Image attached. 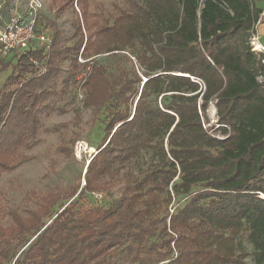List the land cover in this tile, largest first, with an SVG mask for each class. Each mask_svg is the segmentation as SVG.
<instances>
[{
    "label": "trees",
    "instance_id": "16d2710c",
    "mask_svg": "<svg viewBox=\"0 0 264 264\" xmlns=\"http://www.w3.org/2000/svg\"><path fill=\"white\" fill-rule=\"evenodd\" d=\"M75 4L73 45L46 20L49 50L0 56L11 69L0 176L26 161L40 115L82 73V104L94 122L105 109L104 136L83 185L6 209L0 264H264V56L251 44L264 0H119L106 15ZM211 103L216 129L205 127Z\"/></svg>",
    "mask_w": 264,
    "mask_h": 264
},
{
    "label": "rangeland",
    "instance_id": "374dc122",
    "mask_svg": "<svg viewBox=\"0 0 264 264\" xmlns=\"http://www.w3.org/2000/svg\"><path fill=\"white\" fill-rule=\"evenodd\" d=\"M41 1L43 9L39 16L40 24L45 25L46 20L55 22L64 38V45H73L77 39L74 35V23L81 13L75 4L76 0L73 1V9L67 3L68 0ZM26 2L27 0H9L7 5L17 4L22 10ZM118 2L119 0H88L89 12L94 15L102 11L106 15L112 4ZM12 57L11 55L6 61L13 60ZM95 59L107 68L113 66L106 55ZM77 61L83 62L79 57ZM12 64H15V60ZM68 65V62L62 64V73L57 85L59 89ZM40 71L43 72L44 69ZM10 73V68L0 71V88ZM82 77L83 73L77 77L76 80L80 81L76 86L71 85L63 95L50 100L52 108L40 115V128L32 145L29 149L22 150L26 161L0 176V223L4 225L8 223L7 208L32 207L33 201L29 200L32 197L31 193L40 196L51 190H63L74 186L78 181L81 185L84 184L83 176L88 161L95 154L104 136L106 111L102 109L94 122L93 111L82 104L83 91L80 88ZM207 117L209 124L205 127L213 126L216 129L215 108L212 103L208 107ZM217 137L223 138L219 134ZM111 192L114 197L118 194L116 188ZM101 195L98 203H108L109 196L104 193ZM239 241L247 252L251 251L245 237ZM244 264H253L250 256L245 259Z\"/></svg>",
    "mask_w": 264,
    "mask_h": 264
},
{
    "label": "built area",
    "instance_id": "2783aa9c",
    "mask_svg": "<svg viewBox=\"0 0 264 264\" xmlns=\"http://www.w3.org/2000/svg\"><path fill=\"white\" fill-rule=\"evenodd\" d=\"M8 1L0 2V56L21 55L33 44L49 50L50 34L39 26L42 1L27 0L22 10L17 4L7 5ZM251 44L255 53L264 56V42L261 43L256 35L251 39ZM91 196L96 201L102 198L101 193H92Z\"/></svg>",
    "mask_w": 264,
    "mask_h": 264
},
{
    "label": "crops",
    "instance_id": "0c3cea01",
    "mask_svg": "<svg viewBox=\"0 0 264 264\" xmlns=\"http://www.w3.org/2000/svg\"><path fill=\"white\" fill-rule=\"evenodd\" d=\"M256 36L261 43L264 42V16L261 24L257 26Z\"/></svg>",
    "mask_w": 264,
    "mask_h": 264
},
{
    "label": "bare ground",
    "instance_id": "6f19581e",
    "mask_svg": "<svg viewBox=\"0 0 264 264\" xmlns=\"http://www.w3.org/2000/svg\"><path fill=\"white\" fill-rule=\"evenodd\" d=\"M93 149H91V151H92Z\"/></svg>",
    "mask_w": 264,
    "mask_h": 264
}]
</instances>
